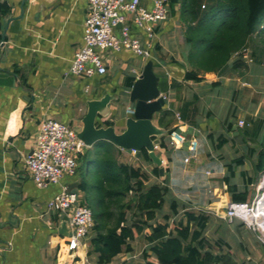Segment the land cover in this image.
Masks as SVG:
<instances>
[{"label": "crops", "instance_id": "1", "mask_svg": "<svg viewBox=\"0 0 264 264\" xmlns=\"http://www.w3.org/2000/svg\"><path fill=\"white\" fill-rule=\"evenodd\" d=\"M0 1L11 7V13L2 20L1 32L7 30L0 44V264H98L96 254L87 255L92 237L83 248L67 251V235L60 231L66 216L61 218L47 209L48 201L65 185L78 190L84 201L85 193L79 188L80 168L76 175L64 176L59 183L42 188L31 178L24 158L32 152L44 119L53 118L77 128L87 113L88 99L105 93L119 99L111 103V114L101 120L112 122L117 132H122L131 115L128 107H134L129 98L132 87L125 81L130 76L136 80L150 58L166 100L154 120L169 130L182 129L187 137L180 145L156 148L169 188L165 204L168 202L171 211L163 216L176 217L171 206L175 201L180 214L192 210L209 215L205 237L212 248L214 245L216 250L230 254L236 264L232 243L224 237L227 234L245 251L259 244L264 252V244L252 230L239 220L225 219L226 206L234 201V193L246 194V200L258 193L255 164L262 144L256 148L255 142L264 138V87L255 77V73L263 76L260 65L247 64L244 74L233 73L231 64L224 73L197 70L200 81L186 79L185 74L195 69L187 58L190 45L185 42L186 25L178 14H169L156 25L157 39L150 49L153 56H137L129 49L107 51V74L79 78L68 70L76 50L84 44L85 0ZM142 4L153 6L152 0H142ZM176 8L178 11L179 5ZM133 34L143 43L146 40L134 26ZM164 111L168 113L162 118ZM241 119L244 125L239 124ZM100 125L106 126L104 122ZM193 138L199 142L196 152L189 149ZM241 156L244 163L226 180L229 163ZM119 157L142 167L151 182L160 181L153 172L157 164L147 162L142 154L122 149ZM156 221H161L159 213ZM148 231L141 235L140 257L135 246L137 237L132 241V251H124L109 264H147L144 252L151 244L144 234ZM242 232L246 240L241 239Z\"/></svg>", "mask_w": 264, "mask_h": 264}, {"label": "trees", "instance_id": "2", "mask_svg": "<svg viewBox=\"0 0 264 264\" xmlns=\"http://www.w3.org/2000/svg\"><path fill=\"white\" fill-rule=\"evenodd\" d=\"M169 7V14H178L186 25L185 42L190 45L187 58L195 68L185 74L186 79L200 81L197 70L224 73L230 64L233 73L244 74L247 63L236 53L249 49L253 42L250 48L253 58L260 61L264 56V49L259 45L264 44V0H169ZM10 13L9 4L0 1V44L2 20ZM255 35L261 38L256 40ZM134 81L130 76L125 85L131 88ZM167 113L164 111L161 117ZM104 124L113 125L110 121ZM160 146L169 148L166 137ZM93 150L96 152L92 159H87L88 153L80 158L79 188L85 193L83 203L92 209L95 222L87 255L96 254L98 264H109L124 251H132V241L145 229L149 231L144 237L151 244L144 252L147 264H236L230 254L213 250L205 237L209 215L192 210L180 215L175 201L171 206L176 217L166 214L163 221H156L169 192L166 175L160 176V166L153 168L160 181L151 182L142 167L119 161L122 149L112 142L101 140ZM141 154L153 163L146 149ZM244 161L245 157L241 156L230 162V174L225 179L229 181ZM255 170L256 173L264 170V148L258 153ZM246 198V194H233L234 201Z\"/></svg>", "mask_w": 264, "mask_h": 264}, {"label": "built area", "instance_id": "3", "mask_svg": "<svg viewBox=\"0 0 264 264\" xmlns=\"http://www.w3.org/2000/svg\"><path fill=\"white\" fill-rule=\"evenodd\" d=\"M87 15L85 20L84 44L79 47L68 70L79 77H92L108 73L105 53L129 49L137 56H153L151 48L157 39V23L168 19L169 0H152L153 6L147 8L142 0H85ZM133 26L142 31L146 42L133 34ZM248 48L237 52L246 60L249 58ZM133 72H137L133 69ZM138 78V76H137ZM128 113H134V107H128ZM240 120L239 124L244 125ZM173 146L187 140L186 135L176 128L170 133ZM199 142L190 140L189 149L198 150ZM88 146L81 140L75 129L68 123L53 119H44L35 136L34 148L25 158L26 168L38 187H47L59 183L64 176L77 174L80 158ZM190 157H186L189 161ZM258 193L251 200L229 201L225 209L228 222L239 220L252 230L258 240L264 244V174L258 183ZM49 212H56L61 218L67 217L66 225L69 234L65 247L75 252L87 245L93 227L92 209L81 202L78 190L66 185L48 201ZM1 250V248H0Z\"/></svg>", "mask_w": 264, "mask_h": 264}, {"label": "water", "instance_id": "4", "mask_svg": "<svg viewBox=\"0 0 264 264\" xmlns=\"http://www.w3.org/2000/svg\"><path fill=\"white\" fill-rule=\"evenodd\" d=\"M25 2V0H23ZM7 28L2 33L1 43L5 40ZM154 61L150 59L144 66L140 76L134 81L129 94L130 102L134 105V113L126 118V127L117 132L114 125H100L111 114V103L119 97L111 93L95 99H88L87 113L81 120V126L74 128L78 137L88 147L94 146L101 140L110 141L117 147L138 156L146 149L159 168L160 176L165 174L161 165L162 159L157 155L156 148L161 144L163 137L170 138L171 130L159 126L154 116L160 112L166 100L159 88V77L154 71ZM101 122L99 123V121ZM178 132H183L177 128ZM66 219L60 228L61 233L68 235Z\"/></svg>", "mask_w": 264, "mask_h": 264}, {"label": "rangeland", "instance_id": "5", "mask_svg": "<svg viewBox=\"0 0 264 264\" xmlns=\"http://www.w3.org/2000/svg\"><path fill=\"white\" fill-rule=\"evenodd\" d=\"M255 38L254 39H256V40H258V39H260L261 38V36H254ZM264 37V36H263ZM254 45V42L250 45V48L252 49V46ZM259 45H260V47H261V49H264V44H261V43H259ZM249 48V50H248V55H249V58L248 59H246L245 60V63H247V64H251V63H253V62H255L256 63V65H260L259 66V68H261L262 67V72H263V76L261 77L258 73H255V77H256V79H257V83L259 84V85H261L262 86V88L264 87V56L263 57H260V62L259 61H256L254 58H253V56L251 55V53H252V50ZM125 104L123 105V109H125ZM74 123H76V121L74 122ZM75 125H72V127L73 128H75L74 127ZM257 141V144H256V142H255V147L257 148H259L260 146L258 145V143H261L262 144V148H264V138L262 139V140H260L259 141V139H257L256 140ZM166 142L168 143V145L170 146V147H173V144L171 143V138H168V137H166ZM89 149H90V151L88 152V154H87V159H92L93 157H94V155H95V150H93V146H92V148L91 147H88ZM118 159H119V161L120 162H129L127 159H123V158H121V157H118ZM132 161V160H131ZM131 164H133V165H136V163H131ZM85 167H86V165H85ZM84 167V168H85ZM264 174V170L262 171V172H260V173H256V175H257V177L258 178H256V180L257 181H259V179H260V177L262 176ZM169 211H171V209L169 208V205H168V202H167V204H165L164 205V208H163V210L162 211H160V212H158L159 213V219L161 220V221H163L164 219H163V214L165 213V212H169ZM171 214H172V212H170ZM180 215H182V213L180 214ZM132 216V212L130 211L129 212V217H131ZM173 218H175L174 216H173ZM237 225H240V223H238ZM224 225H222V227H223ZM244 229H246V228H244ZM233 231H236V229H234ZM95 230H94V228L92 229V231H91V233H90V235H89V237L88 238H90V237H92L95 233ZM237 232V231H236ZM233 235H236V234H233ZM243 232H242V236H241V239H244V240H246L247 239V235L245 236V237H243ZM143 236V235H142ZM141 235L138 237V239H137V241L138 242H135V246H136V251H137V253L139 254L138 256L140 257V255H141V253H140V250H141V246H140V244H142V242H143V237H142ZM238 236V235H237ZM225 237V239H227L228 241H230L231 243H232V248H233V251H234V253H235V256H236V260H237V262H238V264H264V252L261 250V248L258 246V245H256L255 247H256V249H253L254 248V245H252V248H248V250L247 251H245L244 249H242L238 244H237V242H235V241H233V239H232V235H230V234H227V235H225L224 236ZM139 243V244H138ZM223 247H224V250H226V251H228L227 250V247H225L224 245H223ZM213 249H218L217 247H215L214 245H213ZM216 251H218V250H216ZM124 257V256H123ZM96 259V258H95Z\"/></svg>", "mask_w": 264, "mask_h": 264}]
</instances>
